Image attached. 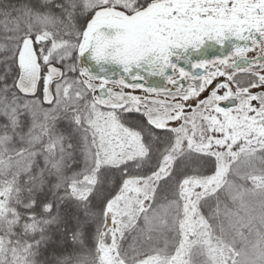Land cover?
I'll list each match as a JSON object with an SVG mask.
<instances>
[{"label":"snow or ice","instance_id":"6c2138e0","mask_svg":"<svg viewBox=\"0 0 264 264\" xmlns=\"http://www.w3.org/2000/svg\"><path fill=\"white\" fill-rule=\"evenodd\" d=\"M0 264H264V0H0Z\"/></svg>","mask_w":264,"mask_h":264},{"label":"water","instance_id":"95a60500","mask_svg":"<svg viewBox=\"0 0 264 264\" xmlns=\"http://www.w3.org/2000/svg\"><path fill=\"white\" fill-rule=\"evenodd\" d=\"M102 31H105L106 34H112L114 32V30L112 29H105V28H102L101 29ZM220 52L219 48H210L207 50V55H208V58H212L214 55H218ZM81 64L84 66V67H87L89 68L90 71H92L94 74H98L99 73V69H100V65L97 64L96 61H94L92 59V56H91V52L88 51V52H85L82 56H81ZM111 67V66H109ZM109 75H112V73L110 72ZM116 79H119V75L117 74L115 76ZM150 82L151 83H160V78H149Z\"/></svg>","mask_w":264,"mask_h":264},{"label":"rangeland","instance_id":"374dc122","mask_svg":"<svg viewBox=\"0 0 264 264\" xmlns=\"http://www.w3.org/2000/svg\"><path fill=\"white\" fill-rule=\"evenodd\" d=\"M125 91H133V90H131V89H125ZM133 94L142 95V93L139 90L134 91Z\"/></svg>","mask_w":264,"mask_h":264},{"label":"trees","instance_id":"16d2710c","mask_svg":"<svg viewBox=\"0 0 264 264\" xmlns=\"http://www.w3.org/2000/svg\"><path fill=\"white\" fill-rule=\"evenodd\" d=\"M83 24H84V26H86V21H81Z\"/></svg>","mask_w":264,"mask_h":264},{"label":"flooded vegetation","instance_id":"af4514ba","mask_svg":"<svg viewBox=\"0 0 264 264\" xmlns=\"http://www.w3.org/2000/svg\"><path fill=\"white\" fill-rule=\"evenodd\" d=\"M213 58V57H212ZM209 59H211V58H209Z\"/></svg>","mask_w":264,"mask_h":264}]
</instances>
